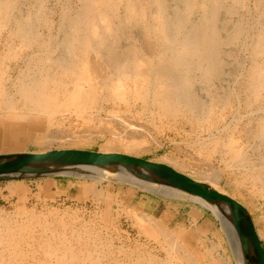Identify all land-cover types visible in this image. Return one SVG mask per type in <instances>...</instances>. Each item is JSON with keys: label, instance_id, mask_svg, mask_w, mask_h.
<instances>
[{"label": "rangeland", "instance_id": "1", "mask_svg": "<svg viewBox=\"0 0 264 264\" xmlns=\"http://www.w3.org/2000/svg\"><path fill=\"white\" fill-rule=\"evenodd\" d=\"M20 2L22 7L16 10V13L20 15L21 12L25 14L32 11L33 15H40V18L44 16L45 21L47 20L38 22L37 17L32 18L31 31L36 34L35 41L41 42L56 36L61 10L76 0ZM246 2L245 6L236 7L233 13L228 12L226 16L221 14V18L230 23L238 19L245 23L237 37H233L234 33L229 28L221 31L224 40L218 48V55L220 52L222 54L219 55L220 70L211 78L210 83L200 81L199 72L190 76L192 92L207 106L206 109L213 104L210 109L205 112L198 109V116L187 111L176 114L162 112L151 99L152 96L140 98L127 94L125 99L113 96L106 100L103 97L105 92H98L100 88H97L94 89V104L81 113L76 115L58 112L52 115L50 123L41 125L38 135L43 144H38L34 139L23 143L25 139L20 138L23 148L18 150L14 145L11 146L9 140L0 141V153L64 148L125 153L112 146L115 143L123 144L124 141L127 143L128 139H114L111 134L116 132L129 136L133 133L136 135L134 140L138 143L136 147H139L126 154L163 163H166L163 161L164 157L175 159L182 167L166 164L205 182H209L206 179L209 171L216 172L218 179L216 183L210 184L229 194L249 210L264 249V196H261L262 193L252 187L249 181H243V170L230 167L233 163L229 162V155L224 148V144L233 139L240 146L241 153L249 158L258 160L259 155L264 153V143L258 138H253L256 119L264 116V90H260V98L257 101L253 100L243 86L244 76L253 62L247 43L257 33L263 20L254 7V0ZM141 29L138 25L128 27L126 32L131 33V37L124 39L122 44L128 46L131 41L137 40L134 44L140 47L143 44L138 40H142ZM8 31L0 33V63L3 64L5 73L2 85L10 91L9 85L19 75V70H25L24 66L37 44H32L33 47L25 51L19 50L20 53L17 49L19 39L16 36L11 37L10 30ZM230 40L232 41L229 42ZM11 44L16 46L14 48L18 51L15 56L6 48ZM155 44L156 42H153L152 46ZM5 51L9 56L7 54L4 57ZM105 73L104 69L101 75H97H100L99 78L92 76L91 83L101 82ZM150 82L152 85L153 78ZM81 84L85 89L88 88L85 81ZM151 88L154 89L152 86ZM244 98H247L245 103ZM212 99L216 101L213 103ZM1 107L0 116L6 113L3 105ZM16 111H20L19 106ZM85 114L86 116H83ZM73 138L76 139L74 144L70 143ZM139 138L140 141L143 140L140 142ZM215 141H218L219 145L213 150ZM103 144L109 147H104ZM94 181L72 179L74 185L70 195L68 189L59 192L52 185L48 192H44L38 180L0 183V217L8 221L13 228L28 227L23 233L25 239L14 242L18 244L21 253L17 258L20 263L17 264H38L39 261L48 259L42 256V251L36 247L35 242L40 236L51 235L57 236L56 244L66 246L67 242H71L76 253L80 251L81 259L78 260L81 261L77 260L73 264H89V261H95L90 264H165L167 261L169 264H236L221 224L200 202L182 195L170 194L168 191L161 194V191L147 190L137 185ZM90 182H94L92 185L95 192L89 190L87 183ZM64 186L65 183L62 184L63 188ZM205 222L208 226L203 225ZM147 223L151 227L155 224L161 225L163 231L167 230L166 233L170 235V242L167 243L156 230L153 235L148 233ZM45 228L48 229L44 231ZM73 233L79 234L85 243L79 244L74 240ZM60 235L66 236L67 240L59 241ZM86 253H91L93 260H87Z\"/></svg>", "mask_w": 264, "mask_h": 264}, {"label": "bare ground", "instance_id": "2", "mask_svg": "<svg viewBox=\"0 0 264 264\" xmlns=\"http://www.w3.org/2000/svg\"><path fill=\"white\" fill-rule=\"evenodd\" d=\"M19 2L20 0H0V33L9 29L11 37L16 36L19 39L18 51H25L33 47L32 44H37V48L32 51L28 63L24 66L25 70H19V75L9 85L10 91L2 85L5 73L3 64L0 63V109L3 105L6 110V113L0 116L2 138L0 141L9 140L11 146L14 145L18 150L23 148V143L32 139L38 144H43L38 132L43 123H50L55 113L77 115L93 105L96 95L94 89L97 88H100L98 92L101 90L105 92L103 97L106 100L113 96L125 99L127 94L140 98L152 96L151 99L162 112L176 114L187 111L198 116V109L202 112L210 109L213 104L206 109L207 106L201 103L195 92H192L190 76L199 72L200 81L206 83L220 70L221 52L218 55V48L224 40L221 31L229 28L234 33L233 37H237L241 34L245 23L241 19L230 23L222 19L221 14L224 13L226 16L228 12L233 13L236 7L245 6L246 0H76L61 10L56 36L48 37L41 42L35 41L36 34L32 33L31 25L34 16L37 17L38 22L45 21L44 16L40 18V15H33L32 11L25 14L21 12L19 15L16 13L18 12L16 10L22 7ZM253 4L263 22L259 24V30L247 43L253 62L244 76L243 86L244 90L254 98L253 100L258 101L260 90H264V0H254ZM137 25L142 27V40L141 38L138 40L143 44L140 42L142 45L137 47L134 44L136 40L131 41L128 46L123 45L122 41L131 37V33L126 32L128 27ZM153 42H156L155 46H152ZM14 47L16 46L12 44L6 47L13 56L18 52ZM4 53V57L7 56V51ZM104 69L106 75L100 77L101 82L91 83L92 76L99 78ZM98 74L100 75L97 76ZM82 81L88 83L87 89L82 86ZM247 98H244V103L247 102ZM212 101L214 103L216 100L212 99ZM18 106L20 111H16ZM254 106L257 107L255 104ZM111 135L114 139L117 137L122 140L128 139L127 143L124 141L123 144L115 143L112 146L125 154L139 147H136L138 143L134 140L136 135L133 133L122 136L112 132ZM20 138L25 139L23 143ZM253 138H258L264 143V116L257 117ZM73 139L70 141L72 144L76 140ZM218 141L214 142L213 150L219 145ZM102 146L109 147L106 144ZM224 148L229 155V162L233 163L230 167L243 170L245 173L243 181H249L252 187L258 189L257 191L262 193L261 196H264V153L259 155L258 160L249 158L241 153L240 146L233 139H229L228 143L224 144ZM163 161L173 167H182L175 159L164 157ZM99 175L117 177L106 173ZM206 179L209 183H216L218 175L211 170L206 175ZM44 180L40 188L48 192L51 185L47 178ZM94 182L87 183L91 192H95L92 185ZM141 186L144 189L154 190L152 185L147 183H141ZM219 191L223 192L221 189ZM206 205L221 222L230 241L236 264H254L243 239L232 226L227 210L213 203ZM147 225L148 233L153 235V231L156 230L162 234L167 243L170 242V235L166 233L167 230L163 231L161 225L155 224L153 227L149 223ZM47 229L45 228L44 231ZM27 230V226L13 228L8 221L0 217V264L20 263L17 258L21 253L18 244L14 242L24 240L23 233ZM66 236L60 235L58 240L61 242L67 240ZM257 236L260 235L257 233ZM72 238L79 244L85 243L79 234L73 233ZM56 240V235L40 236V239L36 240V247L42 251V256L48 258L39 261L38 264H73L80 258V251L76 253L71 242L63 246L56 244ZM171 249L173 250L172 246ZM86 259L93 260V255L88 253ZM165 264H169L168 261Z\"/></svg>", "mask_w": 264, "mask_h": 264}, {"label": "water", "instance_id": "3", "mask_svg": "<svg viewBox=\"0 0 264 264\" xmlns=\"http://www.w3.org/2000/svg\"><path fill=\"white\" fill-rule=\"evenodd\" d=\"M99 173L117 177H102ZM54 177L110 181L140 187L141 183H147L152 185L153 191H168L191 198L210 211L206 204H216L229 213L230 222L243 239L254 264H264V249L249 210L213 184L192 178L166 163L120 152L77 148L0 153V183Z\"/></svg>", "mask_w": 264, "mask_h": 264}, {"label": "crops", "instance_id": "4", "mask_svg": "<svg viewBox=\"0 0 264 264\" xmlns=\"http://www.w3.org/2000/svg\"><path fill=\"white\" fill-rule=\"evenodd\" d=\"M46 179V178H45ZM49 181L48 183H50V185L52 186H55V188L57 189V191L59 192H63L65 190L68 191V194L70 195L71 194V187H73V183H72V179L71 178H47ZM41 184L45 181L44 179H40L38 180ZM11 182H14V181H11ZM65 183V188L62 187V184ZM203 225L205 226H208V224L205 222L203 223Z\"/></svg>", "mask_w": 264, "mask_h": 264}]
</instances>
